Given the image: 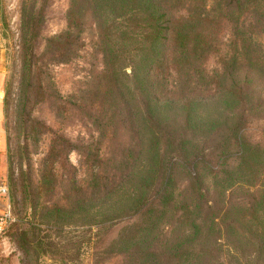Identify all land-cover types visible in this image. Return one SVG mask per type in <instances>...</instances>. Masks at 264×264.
<instances>
[{"label": "trees", "instance_id": "1", "mask_svg": "<svg viewBox=\"0 0 264 264\" xmlns=\"http://www.w3.org/2000/svg\"><path fill=\"white\" fill-rule=\"evenodd\" d=\"M28 1L18 77L3 101L12 100L31 141L43 132L49 140L35 179L20 164L15 181L8 167V201L29 222L12 223L16 246L28 255L55 245L41 243L37 223L56 232L77 225L94 237L125 220L102 247L122 264H214L222 247L231 263L264 264V140L245 133L250 120H264V0H68L65 26L45 38L41 55L68 61L93 23L101 69L56 103L74 104L95 132L91 141L29 114L46 92L36 31L25 26L40 9ZM223 23L229 33L218 50ZM212 52L217 65L208 69ZM72 149L79 175L66 162ZM90 238L69 241L56 264Z\"/></svg>", "mask_w": 264, "mask_h": 264}, {"label": "rangeland", "instance_id": "2", "mask_svg": "<svg viewBox=\"0 0 264 264\" xmlns=\"http://www.w3.org/2000/svg\"><path fill=\"white\" fill-rule=\"evenodd\" d=\"M68 0H36V6L40 13L34 22H27L25 26L30 30H35L32 48L36 56V64L41 69L42 84L44 85L46 96L44 99L34 103L29 110V114L43 123L59 128L61 132L71 140L91 141L95 132L86 122L85 118L74 109V104L63 103L64 107H58L56 103L59 98H65L74 93L78 87L83 86L97 71L101 69L100 52L95 49L96 35L94 25L88 21L82 33V45L78 48L76 55L66 62L53 61L46 55H41L45 38L57 33L65 26V9ZM29 10L28 0H0V88L2 96L0 99V126L5 139V170L0 174V181L7 184V194L0 196V264H56L59 255H64L68 249L69 241L81 240L88 233L91 238L88 242H83L87 247H83L82 252L68 258V264H122L120 254H109L102 251V247L114 238L120 227L127 221L112 223L106 229H100L93 235L90 231H85L80 226H65L61 231L46 230L42 223L37 225L42 228L39 232L41 243H46L51 239L55 245L46 246L44 253L36 254L30 252L25 255L15 244L10 236L11 225L17 222L18 227L28 228V217L24 210H20L19 202L16 204L11 199L8 201L10 192V181L8 167L11 170V177L16 181L18 175V165L22 169L30 172L35 179L38 167L43 157L47 145L49 133L38 134L36 141H31L25 132L26 127L18 125L12 109V100L4 106V87L11 81V88L14 89L20 67V43L22 37L20 31L22 27V11ZM229 33L228 23L219 25L216 35L218 50H222L227 41ZM206 67L212 69L217 65V53L212 52L205 61ZM128 70V68H127ZM73 99V98H71ZM66 109V110H65ZM245 133L251 141L261 142L264 139V120L261 117L249 121L245 127ZM82 139H76V138ZM125 140V139H122ZM79 154L76 150L67 153L66 162L77 168V174H81L78 163ZM4 165V163H3ZM58 193V192H57ZM56 193V194H57ZM55 194V195H56ZM16 199L20 195L14 192ZM6 201L8 202L9 214L4 215ZM51 250V251H50ZM214 264H234L229 261L230 254L222 247L214 252ZM64 259V258H63Z\"/></svg>", "mask_w": 264, "mask_h": 264}, {"label": "crops", "instance_id": "3", "mask_svg": "<svg viewBox=\"0 0 264 264\" xmlns=\"http://www.w3.org/2000/svg\"><path fill=\"white\" fill-rule=\"evenodd\" d=\"M4 154H5V139H4L3 133L1 131V126H0V174L6 168L5 162L3 161L4 160ZM3 163H4V165H3ZM1 181H3V180H1Z\"/></svg>", "mask_w": 264, "mask_h": 264}, {"label": "built area", "instance_id": "4", "mask_svg": "<svg viewBox=\"0 0 264 264\" xmlns=\"http://www.w3.org/2000/svg\"><path fill=\"white\" fill-rule=\"evenodd\" d=\"M2 96V89L0 88V98ZM7 194V184L5 183V181H0V196H5ZM4 208V215H8L9 214V207H8V202L6 201L5 205L3 206ZM2 219V216H0V220Z\"/></svg>", "mask_w": 264, "mask_h": 264}]
</instances>
